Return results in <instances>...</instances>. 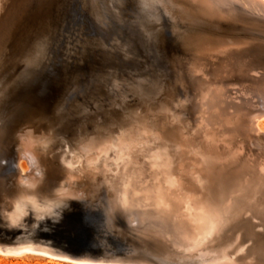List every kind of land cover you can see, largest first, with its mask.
I'll return each mask as SVG.
<instances>
[{"label":"rangeland","instance_id":"obj_1","mask_svg":"<svg viewBox=\"0 0 264 264\" xmlns=\"http://www.w3.org/2000/svg\"><path fill=\"white\" fill-rule=\"evenodd\" d=\"M11 3L15 5H21L23 9H25L23 14L24 17L22 16L21 20L33 21L34 24L45 23V33L42 38L43 40H45L44 42L47 47L46 56L44 59H42L41 64L33 67L28 80L21 86V91L16 96V102H18L20 106H23V103L26 102L27 105L25 106L28 108H30L32 105L30 103H37L41 105V109L47 115L48 123L43 127L38 125L40 128L37 126L38 132L34 131V136L37 139H40L42 143L46 141L45 138H47V141H49L48 143L46 141V144L44 143L42 145H44L49 150L48 154L50 153L51 155H54L53 164L55 168H57L56 170H58L61 166L60 164H62L61 159L58 160L57 157L60 154H64L67 150H69V148H73L74 144L77 146L83 144L80 146V150L84 153L86 148L87 151L89 149L97 147V145L102 144V142H108L107 140L115 136L116 133H119V129L123 130L124 127L126 128V126L130 127L129 124L131 125L132 123L129 122L137 123L140 121L142 125L145 124L144 126H149V124H146L147 121L151 123L153 120L149 121L148 116L152 119H163L165 115V117L167 116V119L170 120L172 118L171 115H177L178 112L182 114L183 122H186V124L189 125L187 126L184 123L186 129L190 127L188 128V130L190 129L189 131L192 138L191 141L193 142L191 143V148L193 150L192 153H196V150H200L198 152L200 153L199 158L201 157V159L198 158L199 161L204 160V162H206V160L210 158L209 162L207 163L214 164L213 166L217 168V170L215 168V173L217 171H220L218 175L216 174L217 178L218 176H220V178H223L225 175H227V173L235 172L234 174L236 175H242L246 172H253L258 170L257 167L250 169L245 168L247 165H250L252 161L254 162L253 159L256 158L257 154L264 152V130H261L259 132V137L257 138L251 137L248 139V137L240 138L241 136H237L236 138L234 137L235 139L229 137L231 139L229 140L227 139L228 137L224 138L226 137V135L219 129V127L217 128L216 132L218 133L216 134H220H215L216 137L214 139V136L210 135L209 137V134L205 131V129H207L208 131L209 129L206 128V123L204 120L206 116H203V114L206 112L205 110H207L206 107L208 108V105H206L207 102L205 100L207 99L208 101V97L211 95H209V93L213 91L212 89L220 87L216 86L217 84L221 86L223 85V87L225 86V90L223 89V91L225 92H222L223 94L221 93L223 97L219 94L222 105H225L224 103H227L225 102L227 99V101H230L231 104L234 101L240 104L241 100L242 102L247 101V104L245 103L244 105L243 103V107H245V110H243L244 112H242V114H244V116H242L241 114L239 117L240 119L246 117L248 113L253 114L255 111V113L257 114L259 112L261 106L260 98H262L263 102L264 94H262L261 92H258V94L256 90L252 93L247 86V77H245V75H243V77L238 75V72L229 74L225 71H216L212 76L208 77V80H205L206 82L208 81L207 83H205V81L200 82L197 78L202 74L200 73V71L198 73H194L195 69L193 61H195L194 59L196 58L192 56L193 54H191L192 47L191 45L184 42L185 35L193 29V25L189 21L174 17L170 13V11H167L168 9L165 10L166 7L159 0H112L111 3L114 13H108L109 16H107V18L105 19L106 24L102 21L100 22V19L96 18L95 15L91 13V10L86 5L85 0H0V27L2 16L5 14L7 8ZM252 12L253 15L251 16H237V18L239 17L237 22L221 21L223 26L216 29L221 32L224 31L222 32V34L231 35L234 32L240 33L238 30L244 31L246 28H253L252 25L254 24L251 23V20H253V23L255 21V24L258 23L263 25L261 21H257L256 23V20L254 19V17H256L257 15L261 16L263 12ZM241 18L243 19L242 22L247 20V22L250 23H242ZM194 27L197 28L196 25ZM31 29H33V27ZM247 34L248 33H243V35L246 37L248 35L252 36L251 34ZM183 44L185 47L183 46ZM183 47L185 50L183 49ZM255 49L258 50L257 48H252V50ZM188 50L189 52H186ZM93 51L95 52L93 53ZM254 59L264 60V50L258 52L256 58L254 57ZM254 65L256 67H261V69L258 70L263 71L264 64L262 65V63H256ZM208 70H211V67H209ZM182 80H184V82ZM220 82L223 84H220ZM213 83L215 85H213ZM64 86H69L70 90L72 91L73 89L75 90V88L76 90L73 93L66 95L63 100H61V98L58 96L57 91ZM244 88L248 91L246 90L247 92H245ZM226 91L228 92V94ZM27 94H30L29 100L26 98ZM232 95L234 98H238V101L234 98L231 99ZM181 97L184 100H182ZM229 97L231 100L229 99ZM244 97L245 100H243ZM175 100L176 102L179 101L177 102L178 104L175 102ZM180 101H182V103ZM170 102L173 104V106ZM254 103H256L255 106H253ZM227 104V108L226 106L223 107H225L228 114L230 112L231 115L233 114L232 108L229 107V109V104ZM248 104L251 105H249L248 107ZM174 105L176 106V108H174ZM146 107L148 108L149 112ZM165 107L167 112L165 110ZM201 107H203V109L205 110L200 111L199 108ZM28 108L27 110L24 108L22 111H20V114L26 113L28 111ZM257 109L258 111H256ZM175 112L177 114H175ZM139 114L142 115L140 116ZM160 114L162 117L160 116ZM196 114L201 118L196 116ZM145 118L147 119L146 121ZM151 118L149 119L151 120ZM141 120H144L145 123ZM195 120L199 121L195 122ZM167 122L168 121L166 120L162 121L163 124H166ZM138 125L140 127L142 126L140 123ZM193 125L195 129L191 128L193 127ZM197 130H199V132ZM219 130L222 133L219 132ZM97 132L100 135L97 134ZM200 132L201 136H195L196 133L198 135L200 134ZM20 133H24V131H20ZM93 133L96 134L94 135ZM196 137L203 138L202 140L207 141V144H205V141H200L201 139ZM96 138L102 141L99 140L100 142L98 143V139ZM206 138L209 139L207 140ZM193 139H198L201 143L204 142V144H202L206 146L201 147L202 144L196 140V142H194ZM224 139L225 141L226 139L229 141H227L228 146L226 147L222 145L225 143V141H223ZM257 139L260 141L258 142ZM212 140L214 142L216 141V143H213ZM219 140L222 141L220 142V145L218 144ZM80 141H82L83 143ZM197 142L201 145H198ZM251 142L253 143V145L251 144ZM241 143L243 144V146ZM256 143L259 144L256 145ZM58 144L59 146L64 145L65 147L61 148L58 146L59 148H57L56 145ZM66 144L69 148L66 146ZM194 144L198 146L196 147ZM233 144L235 146L237 144L236 148H234L235 146ZM51 145L54 147H52ZM89 145H93L92 148H90ZM193 145L196 147V149H193ZM211 145L215 146L213 147ZM174 146L170 145L169 148H171L173 152L172 161L175 164V169L178 170V168H184L185 174L187 176H190L191 174H193V170L191 168L194 161H191L190 157H188V153L184 156V158L186 157V159H184L183 157L181 159H178L180 156H178V158L176 156L179 152L177 151V147L175 148V150L173 149ZM231 146L233 147V149H231ZM55 147L57 149H55ZM206 147L210 149V151L206 150ZM209 147H213V150H211V148ZM224 147L226 148V150ZM242 147L244 148V150H242ZM238 148H241L242 153L243 151L244 153H240L241 151L239 152L238 150L240 149ZM52 149H54V151ZM60 149L61 151H63L62 153ZM228 149L234 151L237 150L238 156L232 155L234 151L230 152L231 150L229 151ZM249 149H251V151ZM215 150H218V154L220 153L222 155H217V152ZM209 152L211 154H209ZM212 152L213 154L216 152V155H212ZM252 152L253 155H251ZM206 153H208V155ZM227 153H229V157H238H233L234 159H230V161L233 160L231 161L233 164L230 161V163L226 162V156L223 155H226ZM203 154L205 157H210H206L205 160ZM247 155L249 158L247 157ZM222 156L225 158V161ZM112 157L113 156L108 157V161L114 162L117 159V156H114L115 159H111ZM176 158L178 159V161ZM214 158L215 161L213 162ZM174 160L177 161V163H175ZM187 161L189 162V166ZM236 161L237 163H235ZM224 162L228 163V165ZM212 164L210 165L211 167ZM230 164L232 165L231 168ZM236 164L239 165L240 168H238ZM2 165H7V162L4 160L2 162ZM224 165L229 166V168H224ZM16 166L17 165L15 161L12 162L11 167L16 168ZM189 167L190 170L187 173L186 170H188ZM241 167H243V169ZM232 168H234V170ZM144 170L145 171L143 172L142 177L149 178L148 176H146L148 175L147 172L149 173V169L145 168ZM235 170L239 172H236ZM11 172L12 169H6L3 171L4 174L2 173L1 175L6 178L4 185L0 187V245L2 246L4 245V243V246H9L7 244L13 246L14 243H16L15 245H20L34 242L35 244H42L50 248L52 247L55 251L67 253L74 256H123L134 258L136 260L153 262L155 264H174L178 263L179 261L182 262L183 260L184 263L179 262V264L210 263V261L204 258L195 260V258L199 257L200 255H193V253H191V255L181 254L179 255L180 257L172 255L175 254L173 253V251H171L172 249H169L160 241L158 242V239L156 240L152 236L150 237V235L142 233L140 231L141 229L142 231L145 230L143 229V224L149 221L147 218H144L146 221H143L141 218V215L143 214V207L140 206L137 209L139 213L136 212L137 210L132 211L133 213H131L130 216L118 212L119 209H116L115 206H113L112 209L110 202L112 201V205H114L113 199L115 198V192L111 193V195V191L109 192L108 187L105 186L100 188L98 191L91 190L89 192V195L81 196L80 194L81 197H79L80 199L78 198L79 200L77 199V197H71V199H69L70 201L68 199H54L53 196H48L50 201L47 200L48 198H42V200L47 202V205H49L47 206L45 211L39 215H36L34 213V208L29 202L22 201L23 205L25 207H29L30 210H26L24 211V213H20L14 221L10 220L6 215L8 214V212L6 211L9 210V212H11L12 209L10 199L13 198L18 190L16 186L17 184L15 183V179H17V177L15 179L14 177H8ZM185 174L184 176L186 177ZM53 177L54 176H51V180L53 179L52 181L59 182V178ZM216 177L213 179H217ZM241 177L244 178L245 176L243 175ZM220 178L217 179V182L218 180H221ZM217 182L216 180H214V185H212L214 187H218V184H216ZM232 183L233 180H230L228 184L224 186L227 189V193H231V191L228 190L229 187L232 188L235 186V182L233 184ZM94 191L95 193H93V195L92 192ZM106 192L112 200H110V198H107ZM144 207L153 214L160 216L163 221L167 220L168 218H172L171 222L169 221L166 227H164L167 230H172L171 233H175L178 227H181L184 230L187 229L196 221L198 217L197 214L193 211V205H186L181 209L178 205L175 207H169L168 205L157 206L148 203L144 204ZM83 208L90 209V211L96 215H92L93 219H88L89 226L87 227L81 222V211L83 210ZM257 210L258 209L256 207L245 206L241 210L242 212L240 216H242L241 218L243 220H251L252 222H249V224L253 223L257 230H260L262 233H264V216L258 213ZM172 211H175L176 213ZM134 213H137V217ZM135 219L137 220L135 221ZM234 222L235 221H232L225 227L226 230H224V232H227L223 237L224 239H241L242 234H244L249 227L248 224H246V226L245 224H240L241 227L240 225L235 226L239 227V229H242L240 230L241 232H239L238 228H236L238 229V231H236L234 226H232ZM231 231H233L234 233L236 232L237 234L235 233L236 235H233V232ZM247 238L249 237L246 236V239ZM24 240H26L25 243ZM30 240H32V242H30ZM97 241L101 242L103 246L107 247L105 253L100 249H91V247L89 248L87 246L88 243H95ZM173 243H175L174 240ZM159 245L161 246L160 248L158 247ZM162 247L165 248V250ZM118 249H120V252H116L118 251ZM189 258H193L194 261L193 259H191L190 261ZM258 258V261L260 260L259 263L264 264V260L260 259L262 258V256L258 255ZM187 260H189V262H186ZM0 264L80 263L34 253H25L22 255H6L0 253Z\"/></svg>","mask_w":264,"mask_h":264},{"label":"bare ground","instance_id":"obj_2","mask_svg":"<svg viewBox=\"0 0 264 264\" xmlns=\"http://www.w3.org/2000/svg\"><path fill=\"white\" fill-rule=\"evenodd\" d=\"M111 1L112 0H107V1L85 0L86 5L91 10V13H93L96 18L100 19V22L102 21L104 23L107 16H109L108 13L109 12L114 13V10L112 9ZM154 1H158V0H154ZM159 1L166 7V8L164 7L165 10L168 9L167 11H170V13L174 17L183 19L185 21H189L193 25V29L185 35L184 42L186 44L191 45L192 47L191 54H193L192 56L196 58L194 59L195 61H193L194 69H195L194 73L195 72L198 73L200 71L202 75L197 78L200 82L208 80V77L212 76L216 71L218 72L225 71L229 74H234L235 72H238L237 73L238 75L242 77L243 75H245V77H247V82H248L247 86L252 93L253 91L255 92L256 90L257 93L261 92L262 94H264V67H263V71H261L258 70L261 69V67H256L254 65L256 63H262V65L264 64V60L254 59V57L256 58L258 52L264 50V15H263L264 0H159ZM13 3L9 5L5 14L2 16L1 27H0L1 28L0 29V33H1L0 34V41H1L0 42V187L4 185L6 180L4 176H1L3 171L6 169L9 170L12 169V172L9 174L8 177L9 178L14 177V179L17 177V179H15L16 181L15 183L17 184L16 186L18 188L16 194L15 195L13 194L14 196L12 199H10L7 196L11 200V209H12L11 212H9V210L6 211L8 212V214H6L8 219L14 221L20 213L22 212L24 213V211L30 210L29 207H25L23 205L22 201L29 202L34 208L35 211L34 213L36 215H39L43 213L47 208V206L49 205V204L47 205V202L42 200V198L46 199L48 198V196H53L54 199H62V200L65 199L69 200L71 199V197H77L78 199L81 196L89 195V192L91 190L98 191L100 188L105 186L108 187L109 192L111 191L110 194L115 192V198L113 199L114 205H112V201L110 202L111 203L110 205L111 208L115 206L116 209H119L118 212L130 216L131 213H133L132 211L137 210L140 206L143 207V210L141 209L143 211L142 212L143 214L142 213L141 214L144 216L141 215V218L143 221L146 218L149 221L147 220L148 222L143 224V229L145 230L142 231L141 229L140 231L142 233H146L150 235V237L152 236L156 240L158 239V242L160 241L161 243L166 245V247L172 249L171 251L175 253L172 255L175 256H179L181 254L191 255V253H193V255L194 254H196L197 256L200 255L199 257H196L195 260L199 258L201 259L204 258L210 261L209 264H260L259 263L260 260L258 261L259 259L258 255H261L262 258L260 259L264 260V233H262L260 230H257L255 228V225H253V223L249 224V222H252L251 220L250 221L243 220L240 214L242 212L241 210L245 206H252V207H256L258 209L257 212L264 216V152L257 154L256 158L253 159L254 162L252 161L253 162L252 163L250 161L251 164L247 165L245 168V169H250L257 167L258 169L257 171L246 172L243 173L242 175L241 174L236 175L234 174L235 172L227 173V175H225L223 178H220V176H218V178L221 179L220 181L218 180L219 182L218 183L217 182L218 178L216 177V174L218 175L220 171H217L215 173L216 167L213 166L214 164L211 163L212 164L211 167L210 166L211 164L207 163L209 162L210 158L206 160V157H210V156L205 157L203 154L206 162H204V160H202L203 161L202 162L201 160L199 161V159H201V157L199 158L200 153H198L200 150L199 151L196 150L197 151L196 153H192L193 150L191 148L192 147L191 143L193 142L191 141L192 138H191V133L189 131L190 129L188 130V128L190 127L186 129L184 125V123L186 124V122H183L182 114L178 111H177L178 114L175 112V114L177 115L174 116L170 114L171 112L169 113L172 116L170 120H168L167 116L165 117V115L163 119L160 118L155 119L154 117H153L154 119H152L151 117L148 116L149 121L153 120L151 123L147 121L146 124H149V126L147 125L144 126L145 124L142 125L140 121L137 123L129 122L132 123L131 125L129 124L130 127L126 126V128L124 127L123 130L119 129V133H116V135L113 137L111 136L112 135L111 133L110 136L112 138L111 139L108 138L109 139L107 140L108 142L106 143L102 142V144L97 145V147L95 148H92L93 145H89V147L92 149L88 148L89 150L86 151L87 149L86 148L84 153L83 151L81 152L80 150L81 148L80 146L83 144L80 145L76 143L80 146L74 144L73 148H69L68 145L66 144L69 150H67L64 154H60L57 157L58 160L61 159L62 164H60L61 166L59 167L58 170H56L57 168H55L53 164L54 155H51L50 153L48 154L49 150L44 145H42L47 141V138H45L46 141L42 143L40 139H37L34 136V131L38 132L37 131L38 125L43 127L45 126V124L48 123L47 115L41 109V105L37 103L35 104L30 103L32 105L30 108H28L25 106L27 105L26 102L23 103V106L21 105L22 107L18 102H16L17 99L16 96L21 91V86L25 84V82L28 80L30 72L32 71L33 67H36L38 64H41L42 59H44L46 56L47 47L44 42L45 40H43L42 38L45 33L44 31L45 23L34 24L33 21L21 20L25 9H23L21 5H17V4L15 5ZM252 11L263 12V14L260 13L263 16L262 15L256 16L255 14L256 17H254L256 23L257 21H261L263 25L258 23L255 24V21L253 23V20H251L252 21L251 23L254 24L252 25L253 28L250 29L246 28L244 31L238 30L240 33L234 32L231 35L222 34V32L224 31L221 32L216 29L223 26L221 21L237 22L238 18L241 15H247V16L253 15ZM237 16L239 17L237 18ZM242 20L243 19L241 18V22ZM242 23L246 24L250 22H247L246 20L243 21ZM194 24L197 26V28L194 27L195 26ZM32 27L33 29H31ZM243 33H248L251 34L252 36H249L247 34L248 36L246 37L244 36L245 34L243 35ZM253 47L257 48L258 50L256 49L252 50ZM94 52L95 51H93V53ZM186 52H189V50ZM209 67H211V70H208ZM182 81L184 82V80ZM207 82L205 81V83ZM220 84L223 83L220 82ZM213 85L215 84L213 83ZM216 86H220V87H217L215 89H212L211 87L213 91H211L210 93L207 91L209 95L211 94L210 96L207 95L209 96L208 101L207 99L205 100L207 104L204 102L206 105H208V108L206 107L207 110L203 109V107L199 108L200 111L203 110L206 111L205 113L203 112L204 113L203 116L204 115L206 116V118L203 119L205 120L206 128L209 129V131L205 129L206 133L209 134V137L210 135H212L214 136L215 139L216 137L215 134L218 133L216 131L217 128L219 127H220L219 129L223 131V133H225L226 135V137L224 138L228 137L227 139L229 140H231L230 138H234V137L236 138L237 136H241L240 138L248 137V139L251 137H256V138L259 137V132L261 130L262 131L264 130V101L262 102V98H260L261 106L259 105L260 109L257 114L254 111L255 114L248 113L246 117L240 119L239 118L240 115L242 114V112H244L243 110H245V107H243V103L245 105L247 101L242 102L241 100V104L234 101L231 104L230 101H227L228 100L227 99L225 102L227 103L229 102L228 108L229 107L232 108V112H233V114L230 115V112L228 114V112L226 111L227 103H224L225 105H222L221 104L222 102L220 100L221 98H219V94L221 95L222 92H225L223 91L225 86L223 87V85L221 86L218 84ZM75 90L73 89L72 91L70 90L69 86H64L61 87L57 91V93L58 96L61 98V100H63V98L66 95L73 93ZM246 90L247 89L244 88L245 92L248 91ZM29 95L30 94L26 95V98L28 100H29ZM233 95L232 97L230 96L231 99L234 98ZM221 96L223 97V95ZM182 100L184 99L182 98ZM243 100H245V97ZM180 102L182 103V101ZM256 103H254L253 106H255ZM249 105L251 104H248V107ZM223 106H226V108ZM24 108L26 110L28 108V111L27 112L25 111L26 113L24 114H20V111H22ZM174 108H176L175 105ZM256 111H258V109ZM196 116L198 115L196 114ZM242 116H244V114H242ZM198 117L201 118L200 116ZM149 118H151V120ZM129 120H133V119H129ZM146 120L147 119L145 118V121ZM164 120L168 121L166 124L164 123L165 125L162 123V121ZM141 121L145 123L144 120ZM196 121L199 120H195V122ZM139 123L142 125L141 127L138 125ZM186 125L189 126L188 124ZM194 125L193 127H191L192 129L194 128ZM151 127L154 129H152ZM221 127L223 130L221 129ZM220 130L219 132H221ZM20 131H24V133H20ZM197 131L199 132V130ZM201 132L198 135L196 133L195 136H201ZM97 134L99 133L97 132ZM196 138L201 139L200 141H205L202 140L203 138L201 137H196ZM206 139L208 140L209 138ZM227 139L226 141L225 139L223 141L227 143L228 141ZM99 140L100 139L97 140L98 143L102 141ZM195 140L200 142L198 139H193L194 142H196ZM259 141L260 140H258V142ZM48 142L49 141H47V143ZM206 142L207 141H205V144H207ZM220 142L222 141L219 140L218 143L219 145L221 144ZM202 143L204 144V142ZM213 143H216V141L215 142L213 141ZM225 143L222 145H224L225 147L228 146V143L227 144ZM201 144L198 143V145ZM203 144L201 145V147L206 146ZM251 144L253 145L252 142ZM258 144L256 143V145ZM170 145L173 146L176 145L173 147V149L175 150V148L177 147L178 149L177 151L179 152L177 153L178 154L181 153L180 155L176 153L177 158L178 156H180L178 159H181L182 157L184 158L185 154L188 153V157H190L191 161L192 160L194 161V163L192 164L193 166L191 168L193 170V174H191L190 176L188 175L189 177L185 174L184 168L183 169L178 168V170L175 169L176 168L174 167L175 164L172 161L173 152L171 148H169ZM56 146L57 148L65 147L64 145L59 146V144ZM195 146L193 147V149L194 148L196 149L197 146L196 147ZM211 146L214 147L215 145H211ZM236 146L234 148H236ZM213 147L212 148L209 147V148L213 150ZM57 148L55 147V149ZM231 149H233L232 146ZM231 149L228 150L230 151ZM238 149H240L238 150L239 152L241 151L240 153H242V150H244L243 147L242 150L241 148ZM52 150L54 151V149ZM206 150L210 151V149L208 148ZM249 150L251 151V149ZM215 151L217 152V155H222L220 153L218 154L219 152L218 150ZM233 151L234 150H231L230 152ZM62 152L63 151H61V153ZM216 152L214 153L215 155ZM229 153L223 155L226 156L225 157L226 162L230 163L231 161H233V160L230 161V159H232L233 157L238 158L237 150L234 151L232 154L237 156L229 157L230 156L228 155ZM206 154L208 155V153ZM209 154L211 153L209 152ZM214 154L212 152V155ZM251 155H253V152ZM110 156H113L111 159L113 158L115 159L114 156H117V159L114 162L108 161V157ZM225 158L223 157L224 161ZM184 159H186V157ZM4 160L7 162V165L5 166L2 165V162ZM14 161L17 165L16 168L11 167V164ZM177 161L174 160L175 163H177ZM214 161L215 158L213 162ZM228 163L225 164L228 165ZM235 163H237V161ZM188 166H189V162H188ZM231 166L232 165L230 164V168ZM236 166L240 168L239 165L236 164ZM190 167L188 168V170H186L187 173L190 170ZM225 167L229 168V166L224 165V168ZM145 168L149 169V173L147 172L148 175H146L149 178L142 177ZM234 168L232 169L234 170ZM241 168L243 169V167ZM184 174L186 175V177L184 176ZM243 175L245 176L244 178L241 177ZM51 176L59 178L58 179L59 182L55 181L56 182L55 183L54 181H52L53 179L51 180ZM215 177L217 179H213ZM214 180H216L217 182L216 184H218V187L213 186ZM230 180H233V183L235 182V186L232 188L229 187L228 190H230L231 193H227L226 191L227 189L224 186L228 184ZM95 191L92 192V194L95 193ZM107 192H106L107 198H110V196L108 195L109 192L108 193ZM47 200L50 201L49 198ZM110 200L112 199L110 198ZM148 203L157 206L168 205L169 207L170 206L175 207L178 205L181 209L184 208L186 205H193L194 206L193 211L194 213L197 214L198 217L196 221L192 225H190L187 229L184 230L183 228L178 227L175 233H171L172 230H167L164 227H166L169 221L171 222L172 218L170 219L168 218L167 220L163 221V219L160 216L153 214L144 207V204H148ZM136 212L139 213L138 210ZM137 213H134L136 217H137L136 215ZM136 220L137 219H135V221ZM232 221H235L232 226H234L236 231H238L239 227H235V226L240 224L241 225L245 224L246 226V224H248L249 227L247 228V231H245V233L242 234L241 239L231 238L226 240L223 238L225 236V233L227 232V231L224 232V230H226L225 227ZM240 230L242 229H239V232H241ZM235 233L233 232V235L237 234ZM246 236H248L249 238L246 239ZM173 240L175 243H173ZM25 242L26 240H24V243ZM30 242H32V240H30ZM15 244L16 243H14L13 246H11L10 244H7L9 246H4L5 243L3 246L0 245V253L6 255H10V254L22 255L25 253L26 254L34 253V254L51 256L80 264H89V263L155 264L153 262L136 260L134 258H122L123 256L112 259L94 258L89 256H74L67 253L55 251L53 250L52 247L51 249L50 247H46L42 244H35L34 242L20 244V245H15ZM158 247L160 248L161 246L159 245ZM163 249L165 250V248ZM179 262L174 264H179ZM186 262H189V260H187Z\"/></svg>","mask_w":264,"mask_h":264},{"label":"water","instance_id":"obj_3","mask_svg":"<svg viewBox=\"0 0 264 264\" xmlns=\"http://www.w3.org/2000/svg\"><path fill=\"white\" fill-rule=\"evenodd\" d=\"M95 215L93 214L90 209H86L83 208V210L81 211V222L83 223V225H85L86 227L89 226L88 224V219H93L92 217ZM96 216V215H95ZM98 216V214H97ZM87 246L91 249H100L102 252H106V248L105 246H103V244H101V242L97 241L95 243H88ZM116 252H120V249H118V251ZM94 258H103V259H112V258H116V257H102V256H94ZM122 258H128V257H122ZM202 264V263H200ZM209 264V263H208Z\"/></svg>","mask_w":264,"mask_h":264}]
</instances>
